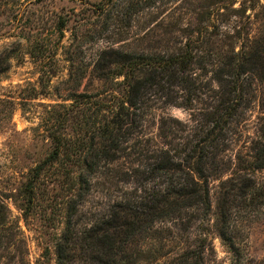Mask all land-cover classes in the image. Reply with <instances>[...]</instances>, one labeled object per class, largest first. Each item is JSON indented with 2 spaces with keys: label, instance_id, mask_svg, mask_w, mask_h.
Masks as SVG:
<instances>
[{
  "label": "trees",
  "instance_id": "obj_1",
  "mask_svg": "<svg viewBox=\"0 0 264 264\" xmlns=\"http://www.w3.org/2000/svg\"><path fill=\"white\" fill-rule=\"evenodd\" d=\"M225 2L208 0L185 28L175 19L152 33L148 21L141 38L149 45L103 51L92 67L99 89L70 99L62 119L69 125L49 132V152L28 169L19 189L24 218L39 200L61 217L62 200L56 204L47 184L54 193L60 188L62 205L77 200L63 217L56 264H203L213 218L215 234L238 253L237 227L264 208V182L254 176L264 170V127L244 153L230 148L264 85V6L254 34L237 27L228 33L214 19H241L244 8ZM167 25L180 40L157 50ZM163 107L189 112V122L158 115L155 131H146V118ZM68 126L72 133H65ZM211 179L220 189L214 209ZM91 190L98 194L89 208L95 219H74ZM6 224L0 199V251L11 243L2 235Z\"/></svg>",
  "mask_w": 264,
  "mask_h": 264
},
{
  "label": "rangeland",
  "instance_id": "obj_2",
  "mask_svg": "<svg viewBox=\"0 0 264 264\" xmlns=\"http://www.w3.org/2000/svg\"><path fill=\"white\" fill-rule=\"evenodd\" d=\"M207 1L154 0L148 8L145 7L149 0L0 1V199L7 215V230L2 235L11 239L7 248L0 251V264H56L55 245L66 222L63 217L77 200L71 197L62 205L65 197L60 188L54 193L55 188L51 191L47 184L46 189L54 195L56 204L62 200L61 217L46 211V202L39 200L24 218L19 189L28 169L49 152V132L69 125L62 119L72 104L70 99L99 89L100 83L94 81L92 71L99 55L109 49L139 50L149 45V39L141 38L148 30V21L152 33L164 29L169 21L173 25L175 19L180 20L176 27L185 28L193 23L191 19ZM225 1L234 9L244 8V16L241 19L214 17L220 31L232 33L231 29L237 27L241 32L248 30L254 34V21L263 14L260 7L264 6V0L256 4L254 0ZM170 28L163 30L168 32L167 37L159 34L156 38L165 41L156 45L157 50H162L163 44L173 47L180 40L178 32H170ZM154 42L155 38H150V44ZM259 71L256 68L255 72ZM259 90L254 103L240 119L237 127L240 133L231 141L232 151L244 153L243 146L253 137L255 140L264 127V85ZM158 115L181 123L190 120L187 111L163 107L146 118V131H155L157 125L153 119ZM71 131L68 126L65 133ZM45 174L49 181L50 173ZM254 176L258 182H264V170L256 171ZM218 185L217 180H210L213 209L220 193ZM97 197L91 190L80 208L82 214L73 216L74 219L83 222L95 219L89 208ZM49 219L53 229L46 228ZM212 223L208 225L210 248L205 250L203 264L264 263V208L252 220H244L237 227L238 253L230 252L215 234Z\"/></svg>",
  "mask_w": 264,
  "mask_h": 264
}]
</instances>
